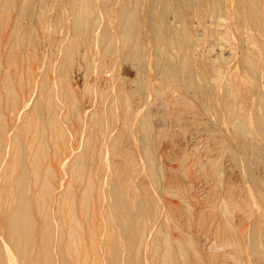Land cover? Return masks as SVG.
I'll list each match as a JSON object with an SVG mask.
<instances>
[{"label": "bare ground", "instance_id": "bare-ground-1", "mask_svg": "<svg viewBox=\"0 0 264 264\" xmlns=\"http://www.w3.org/2000/svg\"><path fill=\"white\" fill-rule=\"evenodd\" d=\"M13 7H19V15L9 36L13 41L4 73L6 45L0 36V76L4 77L0 84V264H216L219 251L205 255L201 239L194 238L201 233L212 235L213 247L233 248L230 264H264V164H257L264 153V0H55L38 6L37 0H0V33L8 26ZM61 30L71 33L65 44ZM42 50L46 65L42 72L54 68L63 78L56 85H66L71 96L66 119L71 126L77 122L68 131L72 141L67 142L66 160L60 161L70 172L66 199L42 174L40 162L51 150L47 137L65 140L66 131L57 122L60 114L53 111L50 132L41 133L37 147L36 124L24 109L25 93L33 88L30 80H15L18 68L31 72L37 51ZM60 51L64 61L53 67ZM78 55L88 72L87 94L90 97L91 81L98 78V102L100 107L107 105L102 114L96 109L90 118L95 126L103 117L98 151L119 152L116 156L121 158L131 149L140 151L144 162L136 164L143 166L154 194L152 188L132 180L130 170L136 171L131 155L120 163L101 165L103 169L98 164L109 171L102 178L98 166L97 171L84 166L80 137L87 128L91 135L94 131L85 119L88 113L81 110L78 83L71 78ZM128 69L137 75L129 83L131 93L126 92L129 84L122 75ZM97 70L100 74L94 75ZM47 90L48 105L60 108L61 103L54 101L57 89L43 84L42 91ZM155 92L163 100L165 94L167 101V95L175 97L202 125L214 129V140L221 143L218 155L228 154L227 169L212 157L207 165L194 164L195 160L190 165L187 156L172 165L156 157L160 133L154 127V106L139 113L133 107L137 99L150 105ZM5 107L10 108L9 114L3 113ZM117 123L121 124L117 127ZM124 138L139 148L130 147L131 142L127 150ZM86 144L90 149L92 144ZM54 149L61 152L58 144ZM46 165L51 176L52 161ZM195 170L200 176L194 178L200 184L204 179L213 193L222 184L223 195L219 193L216 201L219 212L215 216L210 211L214 218L209 217L207 226L208 214L204 218L206 212L197 207V181L188 182ZM233 180L241 184L240 189ZM64 201L70 219L64 217ZM182 214L186 217L179 218Z\"/></svg>", "mask_w": 264, "mask_h": 264}, {"label": "rangeland", "instance_id": "rangeland-1", "mask_svg": "<svg viewBox=\"0 0 264 264\" xmlns=\"http://www.w3.org/2000/svg\"><path fill=\"white\" fill-rule=\"evenodd\" d=\"M53 1H55V0H37V6L40 5V4H42L43 2L52 3ZM115 8H117V6ZM10 13H11L12 18L9 20L8 26L6 27L5 31L3 33H0L1 34L0 36L2 37V40H3L4 44L6 45V47L4 48V50L2 52V56H3L2 61L4 63V66H3V69H2V72L3 73L6 72L7 69H8V67H9L8 64H7V55H8L9 50H10V45L12 44L11 42L13 41V40L9 41V36L12 33H14V31H15L16 18L19 15V7L18 8L17 7H13ZM27 18H28V16H27ZM27 18H26V20H27ZM66 18L68 19L69 16L67 15ZM27 21L29 22V19ZM27 21H25L26 24H28ZM70 35H71V33L65 32V31H62L61 30L60 36H61V38L64 41L63 44H65V42L67 41L68 36H70ZM194 38L199 39L196 36ZM217 52H219V51H217ZM41 56L42 57L44 56L43 50H42V52L37 51V59L31 65V67L33 66V69L31 70V72L26 71L25 69H22V68H18V70H16L17 72H15V68H14V72H15L16 77H17V78H15V80L16 81L25 80L27 83H28V80H30L31 85H32V88H33L30 92H26L25 93L26 94V106H24V109L26 110V115L28 116V118H30L36 124V127H37V147L39 145V140L42 137L41 136V133L44 132V131H45V133L50 132V127H51V125L53 123V121L51 119V116L53 114V111L56 112L57 114H60V115H58L59 118H58V121L57 122L66 131L65 134H66L67 139L65 137V140L64 141H59L58 142L54 137L53 138L52 137H47V145H49L51 147V150L49 151V154H48L47 159L44 158L45 160L42 159L43 161L42 160L40 161L42 163V166H41L42 168L41 167L40 168H41L42 174L47 179H49L50 182L53 183V185H56V193H61L63 195V198L66 199V197L68 196V184L70 182V172H69V170H67V169L64 168V165H62L60 163V161L61 160H63V161L66 160V156H67V154H66L67 142L69 144V143H71L70 140L72 141V138L69 135L68 131H69V129L71 131V127L73 128L74 123L77 124V122H74L73 125L71 126L70 123L72 124V122L70 121V123H69V121H67L68 119H66V114L69 112V106L71 105V101H70V99H71L70 97L71 96H69V94L67 93L68 88L66 87V85L61 86V87H59V86L56 85L57 83L59 84V80H63V78L62 77H59V75H57L56 72L53 71L54 68L51 69V72L48 73V74L43 73L42 71L46 68V65L43 62V58ZM95 56H97V49L96 48H95ZM64 58L65 57L63 55V52L60 51V53L57 54V56H56V60L54 62L53 67L56 66L55 64L61 65L62 62L64 61ZM84 63H85V61L83 60V57L81 55L76 56L75 57V60L72 62V66H71L70 73H71V78L72 77L75 78L76 82L78 83V92H79L78 95H79V97L81 96L79 98V100L82 99V100H80V102L83 105V106L81 105V110L84 111L83 113H86V114L88 113L86 115V118L85 119H86V121L90 125H92L91 124V120H90L92 113L95 112L96 109H98L99 111L100 110L103 111L107 105L106 106L101 105V107L99 105V104H101V103L98 102L100 100L99 97H100L101 94H99L100 84H99V79L98 78H95V80H92L91 81V83H93V85H94V87H93L94 88L93 89L94 91H91L90 97H89V94H87L88 92L85 90L84 87H87L86 78H87L88 72H87V70H85ZM93 74L94 75L100 74V72H99V70H97ZM122 75H123V79L128 80V82H127L128 84L131 83L133 80H135L137 78L136 77L137 76L136 75V72L133 71V70H129V69H128V71L127 70L126 71H123L122 72ZM63 77H64L65 80L67 79V77L65 76V74H63ZM48 79H49V81H48ZM3 81H4V77L0 76V84L1 85H2ZM47 83L50 84L53 87V90L54 89L55 90L57 89L58 95L54 99V101L57 99L58 100L57 103H61V107L60 108H54L55 105H53V104H51V106L48 105V100H47L48 94L46 95V93L48 92V90L47 91H44V92L42 91L43 84H47ZM54 85L56 86V88L54 87ZM82 85H83V90H82ZM111 88L112 87L109 86V89H110L111 93L113 92L112 94H115V90L112 91L113 88H112V90H111ZM107 90H108V88H107ZM125 90H126V92L131 93L132 85L131 84L127 85L125 87ZM110 91L108 90V93H110ZM43 93H44V95H43ZM98 95H99V97H98ZM108 95H110V94H108ZM156 95L160 97V95H158L155 92L153 94V97H155V98H152L153 100L151 101V104L150 105H148V104H147L148 106L146 104H142L141 105L140 102H139V100L137 99V101L134 102L136 104H134L133 107H134V109L136 108L135 109L136 113L137 112L139 113V112L142 111V109H143V111L144 110L145 111H149V109H150L149 107L154 106V107L151 108V110L153 109L151 111L152 112V115L153 116L155 115L153 117V119L155 121L154 124L156 126L154 125V127H155V131L158 132V133H160L159 136H158V144L156 145L157 147L156 148L154 147V152H156V157L157 158L161 159L163 157L162 159H163L164 162L167 160V162L172 165V164H179V163H181L180 161L185 160L184 158H187L188 157L186 160L188 161L189 164L191 163L190 165L193 164V161L194 160H195L194 164L198 162V163H201V164L203 163V165H207V161L209 160V159L207 160V158L208 157L209 158L212 157V159L213 158H215V159L217 158L218 159V162L221 164V166L222 165L223 166H225V165L228 166L229 165V162H228L229 159H228V157H226L228 154L225 155V156H223V153L221 155H218V153H220V147H221L220 145H221V143L216 138L214 140V137H215L214 135L215 134L214 135H212V134L215 133V132H214V129L210 125H207V126L206 125L204 126V124L202 125L201 124V121H198V118L196 117V115L195 114L192 115L193 112L189 110L190 112H192V113H190L187 110L186 107H185V109H186V111H185V109L183 107L185 105H183L179 100L176 101L177 99L175 97H174L175 98V100H174L173 96L170 97V95H167V96H169V101H167L168 97H166V99H165V96H166V94H165L164 100L161 99V97H160V98H158L160 100V102H159V100H157V102H156V100H155L157 98ZM95 97H96L97 100L95 99ZM136 97H137V94L135 96H133V98H136ZM91 100L92 101L94 100V102L95 101L96 102L93 103V102H91ZM165 100L167 101L166 104H165ZM89 102L90 103H93V104H89ZM97 102H98V104H97ZM137 102L139 103V105H138ZM163 102H164V104H163ZM168 102H170V103L168 104ZM178 102H179V104H178ZM161 105H162V108H161ZM166 105H167L168 109L164 108ZM99 107L102 108V109H100ZM120 108H121V106H120ZM162 109H163V112H162ZM2 111H3V113H8L9 114L10 108L8 107V109H7L5 107V108H3ZM49 111H51L52 113L49 112ZM101 111H100V113L102 114ZM121 113H122V111H120V114ZM194 116H195V118H193ZM87 118H88V120H87ZM102 118L103 117L101 116L100 117V120L101 121L100 120L98 121V123H97L98 125H95L94 126V123H93V125H92L93 131H94V134L93 135H91L92 134V132H90L91 130L89 131V128H87V131L83 134V138L80 137V136H82V134L79 136L80 137V140H82V141L84 140V143L81 145L79 152L81 154H84V153L86 154V159L84 160V166L86 165L85 166L86 169H88V167H90L89 169H91V167H92L93 170H95V171H97L99 169L97 172L99 173L100 178H102L103 175L105 173L106 174L109 173V171H103L102 170L103 167H101V165L104 166V164H106V163L117 164V162L120 163V161H123L122 159H124V156L129 157V155H131L129 157V159L133 163H135L133 169L136 171L135 174H133L132 173V170H130V176H131L132 180L134 182L140 184L142 187L144 185H145V187L147 186V188L149 190H151L150 189V188H152V187H150L151 186V183L147 180L148 178L146 177V174H145V171L143 169V166H142V168H141L140 165L137 166V164H141L142 165V162H144L143 158H141V156H142L141 152L139 151V149H137V151H139V152H137L136 150H134V151H136L138 154L135 153V152H134L135 153L134 154L132 152L133 150L132 149L129 150L130 148H128V146L130 145V143L133 142V141L130 140V142L127 143L128 140L126 142V138H124L123 146L125 147L127 145V148H128L127 150H129L130 152H127L125 154L122 153L123 158H121L122 157L121 155L119 156L120 158L117 157L119 152H115L116 153L115 154L113 151H110L108 149L107 150H103L104 153L102 151H100V152L98 151L101 148L100 147L101 146V140L100 141H97V139L98 138L101 139V137H102L101 130H99V129H101ZM196 118H197V120H195ZM156 121H157V123H156ZM197 121L201 125L198 124ZM159 123H160V125H159ZM35 124H34V127H35ZM120 124L117 123V127ZM57 127L59 128L60 126H57ZM211 132H213V133H211ZM212 136H213V138H212ZM88 138H90L89 139L90 141L92 140V143L90 141H88V143L86 142ZM93 139H96V141L94 142ZM85 142L87 144H89V143L92 144L91 146L89 144L90 147H88V148H90V149H87L86 146H85L86 148L84 147V145L86 144ZM56 144H58L60 146L61 152L55 153V150L56 149H54V147L56 146ZM134 144L135 143L133 142V144L130 147H133L134 146V147L137 148L138 146L137 145H134ZM216 145H217V148H215ZM96 147H97V149H96ZM98 147H100V148H98ZM136 148H134V149H136ZM97 151L99 152V154H98ZM105 152H106V155H105ZM100 153H103L105 156L103 154H100ZM131 153H133V156H132ZM159 153H161V154H159ZM91 154H92V158H91ZM93 154H95L96 157L99 155V157L96 158L95 155L93 157ZM114 154H115V156H113ZM157 154H159L160 156L157 155ZM224 154H226V153H224ZM101 155H103L102 160H100L101 159L100 158ZM260 155H261V157H263V160L261 159L260 162L257 163V164L260 165V166H263L264 162H262V161H264V156H263L264 153H262ZM134 156H135V160H133ZM183 156H184V158H183ZM165 157H166V159H165ZM247 158H249V160H252V158L250 159V157H247ZM88 159L90 161H88ZM94 159H95V162H96V166L94 164L95 162L93 161ZM141 159H142V161H141ZM172 159H173V161H172ZM48 160H51L52 161L53 174L51 176L47 175L48 165L45 166V164L47 163ZM98 162H100V163H98ZM138 162H140V163H138ZM167 162H165V163H167ZM226 162L228 163V165L226 164ZM98 164H99V166L102 169L98 166ZM97 166H98V169H97ZM226 166L224 168L227 169ZM208 169H209V166H208ZM234 171H235V169H234ZM198 172H200V171H198V170L196 171L195 170L194 173H193V175L194 174H196V175L192 176V178H190L191 180L188 179V182L192 183V182L195 181V179L197 181V182L195 181L197 183L196 184L197 186L194 184V188L196 187L195 188L196 190L195 189L194 190L196 191V195L199 198L198 201H200V202H198V205H200V206H197V207H199L201 209H204V211L206 212L205 215H204V218H206L205 216L208 214L207 215V219L204 220V223H206L204 225L207 226V224H208L207 223L208 222L207 220L209 219V217L211 218L214 215L216 216L218 214V212H219V210L217 209L218 208L217 207V205H218V203H217L218 200L217 199L220 196H217V195H219V193H221V192H222V195H223L222 186H221L222 184L221 183L217 184V186H216L217 188H215V192L216 191L217 192L216 193L215 192L213 193L206 186L207 184L205 185V183H204L205 180L204 179L202 180V183L200 184V183H198V178H194V177L200 176V173L198 174ZM203 172L206 173V170L203 171ZM206 175L209 178L208 172L206 173ZM149 184H150V186H148ZM183 184L184 183L181 184L182 187H183ZM233 184H235V186H236L235 188L240 189V185H241L240 183H239L240 184L239 185L238 183H235L234 180H233ZM189 187H191V186H189ZM206 189H207V191H206ZM152 190L153 191L151 193L154 194V191L156 189H153L152 188ZM209 192L210 193L212 192L213 194H209ZM207 193H208V198H207ZM212 195H214V196H212ZM208 200H210V201H208ZM64 202H65L64 203V217H65V219H70L69 214H68V204L66 203V201H64ZM215 203H217V204H215ZM202 207H204V208H202ZM215 207H216V210H215ZM250 208H251V206H250ZM212 210L214 211L215 214L213 212L212 213L210 212ZM209 213L212 216H210ZM184 216L186 217L185 214H182L179 218L184 217ZM209 220H211V219H209ZM198 229H200V228H198ZM195 235H194V238L196 237L197 240H200L201 239L200 241H201L202 247H201V244L199 242L200 249L203 248V250H205L204 251L205 252L204 253L205 255L208 252L209 253H211V252L214 253V252H218V251L220 252V253L218 252L217 260H218V258H219V260L216 262V264L217 263L218 264H221V263L225 264L226 261H227V264H230L229 262H232V257H231V253H232V250H233L232 247L231 248L230 247L223 248L220 245L219 248H218L216 246L215 247L211 246V245H213V242L214 241H213L212 235L210 233L207 234V235L205 233L197 234V236H195ZM208 236H210V238ZM203 239H205V240H203ZM208 242H210V243L208 244ZM206 244H208L207 246L212 247V249L210 247H207ZM203 246L204 247H207V248L204 249ZM210 249L212 251H210ZM203 250L201 249L202 252H203ZM221 250L223 251V253H222ZM226 250H228V251H226ZM227 252H229L230 254L227 253ZM219 254H221V255L226 254V258H225L226 260L224 259V257L222 258V256L219 255ZM92 257H93V255H92V252H91V258ZM219 262H221V263H219Z\"/></svg>", "mask_w": 264, "mask_h": 264}]
</instances>
